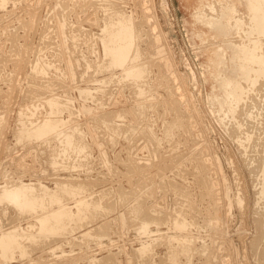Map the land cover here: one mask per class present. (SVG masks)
<instances>
[{
    "label": "rangeland",
    "instance_id": "obj_1",
    "mask_svg": "<svg viewBox=\"0 0 264 264\" xmlns=\"http://www.w3.org/2000/svg\"><path fill=\"white\" fill-rule=\"evenodd\" d=\"M238 2L0 0V264H264V34Z\"/></svg>",
    "mask_w": 264,
    "mask_h": 264
},
{
    "label": "bare ground",
    "instance_id": "obj_2",
    "mask_svg": "<svg viewBox=\"0 0 264 264\" xmlns=\"http://www.w3.org/2000/svg\"><path fill=\"white\" fill-rule=\"evenodd\" d=\"M198 1H199V0H198ZM232 1H233L235 4H238V5L241 7L242 10H246V9H248V7H249L248 3H246V2H245L244 4H239L238 0H232ZM222 2H223V1H222ZM242 2H243V1H242ZM249 2H251V1H249ZM196 3H197V0H195V5H196ZM225 3H226V2H225ZM207 4H208V3H207ZM211 4H212V3H211ZM250 4H251V3H250ZM252 4H254V7L252 6L253 8H251V6H250V9H252L253 12H251V10H250L251 14H249V16L252 15V13H253V15H254L253 17H254V19H255L256 22H257V27H254V28H257L256 30H257L258 34H260V36H261V34H262V35L264 34V0H252ZM213 5H214V4H213ZM217 5H218V4H217ZM215 6H216V5H215ZM218 6H219V5H218ZM221 6H224V5H221ZM256 6H259L260 9L262 10V16H260V15H261L260 10H259V8H257ZM200 7H201V6H200ZM206 7H207V6H206ZM216 7H217V6H216ZM225 7H226V6H225ZM234 7H235V6H234ZM198 8H199V7H198ZM220 8H221V7H220ZM220 8H219V9H220ZM195 9H196V8H195ZM195 9H194V10H195ZM222 9H223V8H222ZM198 10H199V9H198ZM198 10H196V11H198ZM200 10H201V8H200ZM220 10H221V9H220ZM225 10H226V9H225ZM228 10H229V9H228ZM205 11H206V13H207L208 10L205 9ZM215 11H216V9H215ZM215 11L213 12L214 15H215V13H217V12H215ZM200 12H201V11H200ZM200 12H199V13H200ZM218 12H219V11H218ZM195 13H196V12H195ZM202 13H203V11H202ZM231 13H232V12H231ZM118 14H119V13H116L115 16L118 17V16H117ZM203 14H204V13H203ZM221 14H222V13H221ZM223 14H224V13H223ZM225 14H226V13H225ZM193 15H194V14H193ZM193 15H192V16H193ZM207 15H210L209 12H208V14H206V17H207ZM214 15H213V16H214ZM216 15H217V14H216ZM230 15L232 16V14H230ZM122 16H124V14H123ZM199 16H200V15H199ZM201 16H202V15H201ZM218 16H219V15H218ZM220 16H222V15H220ZM224 16H225V15H224ZM224 16H223V17H224ZM231 16H229V18H230ZM233 16H234V15H233ZM233 16H232V17H233ZM125 17L127 18V15H126ZM125 17H121V18L123 19V21L130 19L129 17H128L127 19H125ZM204 17H205V15H204ZM204 17H203V18H204ZM211 17H212V16H211ZM118 18H119V20L121 19V18H120V15H119ZM118 18H116V19H118ZM208 18H210V17L208 16ZM214 18H215V16H214ZM217 18H218V17H217ZM221 18H222V17H221ZM226 18L228 19V17H226ZM249 18H250V17H249ZM122 19H121V21H122ZM124 19H125V20H124ZM111 20H112V19H111ZM114 20H115V19H113L112 21H114ZM119 20H118V22H119V24H121L123 21L121 22V21H119ZM216 20H217V19H216ZM224 20H225V19H224ZM229 20H230V19H229ZM232 20H233V18H232ZM232 20H231L230 22H232ZM128 21H129V20H128ZM128 21H126V22H128ZM130 21L132 22V20H130ZM203 21H204V20H203ZM208 21H209V20H208ZM217 21H218V20H217ZM248 21H249V20H248ZM253 21H254V20H253ZM116 22H117V21H116ZM118 22H117V23H118ZM126 22H125V23H126ZM131 22H129V23H131ZM210 22H211V21H210ZM219 22H220V21H219ZM221 22H222V21H221ZM256 22H255V23H256ZM111 23H112V22H111ZM198 23H199V22H198ZM206 23H208V22H206ZM247 23H248V22H247ZM247 23H246V24H247ZM112 24H113V23H112ZM122 24H123V23H122ZM209 24H210V23H209ZM226 24H227V21H226ZM226 24H225V25H226ZM228 24H229V23H228ZM232 24H233V23H231V25H232ZM244 24H245V23H244ZM250 24H251V23H250ZM113 25H115L114 27H117L116 24H115V22H114ZM123 25H124V24H123ZM123 25H121V27H122ZM195 25H196V24H195ZM200 25H201V24H200ZM225 25H224V26H225ZM233 25H234V24H233ZM247 25H248V24H247ZM253 25H254V24H253ZM253 25H251V26H253ZM255 25H256V24H255ZM118 26H119V25H118ZM132 26H133V23H132ZM213 26H214V25H213ZM216 26H218V24H217ZM234 26H236V24H235ZM109 27H110V26H109ZM109 27H107V28H109ZM124 27H125V25L123 26V28H124ZM127 27L129 28V30L131 29L130 26H129V24H128ZM198 27H199V26H198ZM206 27H207V26H206ZM248 27H249V26H248ZM128 28L125 29V31L128 30ZM133 28H134V26H133ZM195 28H196V27H195ZM202 28H203V27H202ZM202 28H201V29H202ZM208 28H211V26H210V27L208 26ZM226 28H227V27H226ZM235 28H236V27H235ZM254 28H253V29H254ZM109 29H111V28H109ZM115 29L117 30L118 27L115 28ZM134 29H135V28H134ZM196 29H199V28H196ZM196 29H195V31H196ZM206 29H207V28H206ZM232 29H233V28H232ZM248 29H249V28H248ZM251 29H252V28H251ZM112 30H113V29H111L110 32H112ZM123 30H124V29H123ZM243 30H244V29H243ZM256 30H255V32H256ZM125 31H124V32H125ZM132 31L134 32V31H136V29H135V30H132V29H131V32L129 31V34H128L129 37L132 36V34H133ZM199 31H200V29H199ZM201 31H202V30H201ZM210 31H211V30H210ZM116 32H117V31H116ZM116 32H115V33H116ZM118 32H119V30H118ZM122 32H123V31H122ZM122 32H121V33L119 32V33L122 34ZM124 32H123V33H124ZM126 32H127V31H126ZM126 32H125V34H126ZM139 32H140V31H139ZM139 32H138V33H139ZM143 32H144V31L141 30V33H142V34H143ZM235 32H236V31H235ZM246 32H247V31H246ZM246 32H245V34H247ZM251 32H253V31H251ZM108 33H109V32H108ZM112 33H113V32H112ZM119 33H118V34H119ZM141 33H140V34L135 33V34L138 36V35H141ZM195 33H196V32H195ZM204 33H205V32H204ZM207 33H209V31H208ZM236 33H238V32H236ZM242 33H244V32H242ZM109 34H110V33H109ZM109 34H108V35H109ZM120 34H119V35H120ZM130 34H131V35H130ZM144 34H145V33H144ZM148 34H149V33H148ZM227 34H229L228 30H226V29L223 28V27H219V28H217V29L214 30V36H213V37L216 36V37H218L217 39L219 40L221 37H223L224 35H227ZM232 34H233V32H232ZM232 34H231V35H232ZM238 34H239V33H238ZM245 34H244V35H245ZM248 34H250V33H248ZM122 35H123V34H122ZM195 35H196V34H195ZM199 35H200V34H199ZM210 35H211V34H210ZM235 35H236V34H235ZM235 35H234V36H235ZM250 35H251V34H250ZM250 35H249V36H250ZM253 35H254V34H253ZM256 35H257V34H256ZM111 36H115V35L113 34V35H111ZM116 36H117V35H116ZM137 36H136V38H135V37H134V38L137 39ZM144 36H145V35H144ZM147 36H148V35H147ZM208 36H209V35H208ZM236 36H237V35H236ZM236 36L234 37L235 40H236ZM241 36H243V35H241ZM241 36H240V37H241ZM246 36H247V35H246ZM258 36H259V35H258ZM258 36H255V37H258ZM109 37H110V36H109ZM117 37H118V39L120 38L119 36H117ZM138 37H139V36H138ZM201 37H202V36H201ZM238 37H239V36H238ZM243 37H244V36H243ZM243 37H241V40L244 39ZM263 37H264V36H263ZM263 37H262V38H263ZM114 38H115V37H114ZM131 38H132V39H131V42L133 43V41H132V40H133V37H131ZM145 38H147V37H145ZM198 38H199V37H198ZM202 38H203V37H202ZM223 38H224V37H223ZM227 38H229V37H226V39H225V38H224V39L227 40ZM245 38H246V37H245ZM251 38H252V37H251ZM262 38H261V39H262ZM110 39H111V38H110ZM120 39H121V38H120ZM124 39H125V38H124ZM149 39H150V38H149ZM200 39H201V38H200ZM210 39H211V37H210ZM237 39H238V38H237ZM254 39H255V38H254V36H253V40H254ZM126 40H128V39H126ZM202 40H203V39H202ZM206 40H207V37H206ZM222 40H223V39L221 38V40H219V42L222 41ZM225 40H224V41H225ZM253 40H252V41H253ZM110 41H111V40H110ZM112 41L116 42L115 40H112ZM112 41H111V43H112ZM120 41L122 42L123 40H120ZM124 41H125V40H124ZM128 41H130V39H129ZM203 41H204V40H203ZM211 41H212V39H211ZM211 41H208V42H211ZM224 41H223V42H224ZM228 41H230L231 43H234V41H232V38H230V40H228ZM238 41H239V42H237V43L239 44V46H238L237 43H236V44H237V46H238V48H239V47H240V40H238ZM243 41H244V40H243ZM243 41H242V42H243ZM246 41H247V38H246ZM248 41H249V40H248ZM248 41H247V42H248ZM254 41H255V40H254ZM256 41H257V39H256ZM256 41H255V42H256ZM259 41H260V40H259ZM263 41H264V40H263ZM149 42H150V41H149ZM215 42H216V41H215ZM223 42H222V43H223ZM225 42H226V41H225ZM225 42H224V43H225ZM255 42H254V44H255ZM257 42H258V41H257ZM128 43H130V42H128ZM134 43H135V42H134ZM245 43H246V42H245ZM248 43H249V42H248ZM248 43H247V44H248ZM118 44H119V42H117V45H118ZM123 44L126 45V44H127V41H126V44H125V42H124V43H121V46H122V47H123ZM211 44H212V46L214 47L213 41H212ZM236 44H235V45H236ZM256 44H257V43H256ZM256 44H255V45H256ZM260 44H261V43H260ZM260 44H259V45H260ZM113 45H115V43H114ZM215 45H216V44H215ZM242 45H244V47L246 46V44H244V42L242 43ZM242 45H241V46H242ZM111 46H112V45H111ZM126 46H127V45H126ZM128 46H129V44H128ZM133 46H134V45H133ZM133 46H131V47H133ZM203 46H204V45H203ZM220 46H222V45H220ZM262 46H263V45H262ZM262 46H259V48L262 47ZM112 47H113V46H112ZM117 47H118V46H117ZM119 47H120V46H119ZM134 47H135V46H134ZM215 47H216V46H215ZM248 47H250V46L248 45ZM248 47H247V48H248ZM114 48H115V46H114ZM123 48H124V49H127V51H128V48H127V47L125 48V46H124ZM123 48H122V49H123ZM129 48H130V46H129ZM210 48H211V47H210ZM210 48H209V49H210ZM217 48H218V47H217ZM221 48H222V47H221ZM223 48H224L225 50H227V51H233V46H232V44H229L228 42L224 44ZM223 48H222V49H223ZM235 48H236V47H235ZM245 48H246V47H245ZM253 48H254V47H253ZM253 48L251 47V49H253ZM255 48H257V46H255ZM255 48H254V49H255ZM117 49H120V48H117ZM132 49H133V48H132ZM212 49H213V48H212ZM222 49H220V50H222ZM224 49H223V50H224ZM110 50H111V48H110ZM129 50L131 51V48H130ZM217 50H218V52H219V49H217ZM237 50H238V49H237ZM239 50H240V49H239ZM239 50H238V51H239ZM256 50H257V49H256ZM256 50H255V52H256ZM130 51H129V53H130ZM205 51H206V50H205ZM214 51H215V49H214ZM253 51H254V50H253ZM257 51H258V50H257ZM112 52L114 53V49L112 50ZM118 52H119V51H118ZM118 52H117V53H118ZM207 52H208V50H207ZM210 52H211V51H210ZM222 52H223V51H222ZM234 52H235V51H234ZM251 52H252V50H251ZM251 52H250V53H251ZM255 52H254V53H255ZM125 53H126V52H125ZM211 53H215V52H211ZM224 53H225V52L222 53V56L224 55ZM230 53H231V52H230ZM121 54H122V53H121ZM127 54H128V53H127ZM228 54H229V53H228ZM235 54H236V53H235ZM244 54H245V52H244ZM246 54H247V53H246ZM255 54H256V53H255ZM255 54H254V56H255ZM258 54H259V53L256 54L257 57H258ZM260 54H261V53H260ZM115 55H116V53H115ZM119 55H120V54H118L117 57H119V60H122V58H121L122 56H121V55L119 56ZM128 55H129V54H128ZM209 55H210V53H209ZM209 55H208V57H206V58H209ZM219 55H221V52L219 53ZM231 55H232V54H231ZM238 55H239V54H238ZM247 55H248V54H247ZM247 55H246V56H247ZM123 56H124V54H123ZM210 56H211V55H210ZM242 56H243V54H242ZM242 56H241V57H242ZM244 56H245V55H244ZM260 56H261V55H260ZM262 56H263V54H262ZM125 57H126L125 59L127 60V58H128L127 55H125ZM235 57H236V56H235ZM250 57H251V56H250ZM252 57H253V56H252ZM263 57H264V56H263ZM115 58H116V57H115ZM222 58H223V57H222ZM239 58H240V57H239ZM242 58H243V57H242ZM260 58H261V57H260ZM260 58H259V59H260ZM112 59H114V58H112ZM112 59H111V60H112ZM128 59H129V58H128ZM210 59H211V57H210ZM213 59H214V65L216 64V62H219V60H220V56H219V60H218V53H216V54H214V55L212 56L211 62H213V61H212ZM226 59H227V58H226ZM119 60H117V61H119ZM207 60H208V59H207ZM215 60H218V61L215 62ZM234 60H235V58H234ZM253 60H254V58H253ZM253 60H252V62H253ZM255 60H256V59H255ZM114 61H116V60H112L111 62H114ZM221 61H225V62H226V60H221ZM221 61H220V63H218V66H216V67H219V66H220L219 64L222 63ZM231 61H232V60H231ZM231 61H230V62H231ZM235 61H236V60H235ZM237 61H238V59H237ZM237 61H236V62H237ZM239 61H240V60H239ZM243 61H244V60H243ZM256 61H257V60H256ZM206 62H207V61H206ZM209 62H210V61H209ZM225 62H224V63H225ZM227 62H228V61H227ZM254 63H256V62H254ZM207 64H208V63H207ZM209 64H211V63H209ZM236 64H237V63H236ZM245 64H246V63H245ZM211 65H213V64H211ZM227 65H228V63H227ZM239 65H240V64H238L237 66L239 67ZM248 65H249L248 68H250V64H248ZM207 66H208V65H207ZM224 66H225V64H223V66H222L221 68H223ZM231 66H232V65H231ZM237 66H236V67H237ZM210 67H211V66H210ZM214 67H215V66H214ZM226 67H227V66H226ZM228 67H229V66H228ZM131 68H132V67H131ZM224 68H225V67H224ZM231 68H232V67H231ZM251 68H252V66H251ZM256 68H257V67H256ZM256 68H254V69L256 70ZM260 68H261V67H260ZM126 69H128V68H126ZM126 69H125V70H126ZM208 69H209V68L207 67V71H208ZM216 69H217V68H216ZM219 69H220V68H219ZM219 69H217V70H219ZM235 69H236V68H234V70H235ZM243 69H244V67H243ZM243 69H240V70H243ZM125 70H123V71H125ZM212 70H213V69H212ZM223 70H224V69H223ZM246 70H247V69H246ZM257 70H259V69H257ZM238 71H239V70H237V72H238ZM252 71H254V70L252 69ZM127 72H128V71H127ZM131 72H132V71H131ZM211 72H212V71H211ZM214 72H215V71H214ZM214 72H213V73H214ZM225 72H226V71H225ZM225 72H222V75H221L220 73H216V72H215V74H213V73H210V74H211V75L213 74V76L216 75V74H220L221 76H223ZM228 72H229V70H228ZM231 72H232V71H231ZM231 72H230V73H231ZM239 72H240V71H239ZM255 72H256V71H255ZM123 73H124V72H123ZM240 73H242V72H240ZM244 73H245V72H244ZM244 73L242 74L241 79H245V80H246V79H247V74H244ZM256 73H257V72H256ZM127 74H128V73H127ZM131 74H132V73L128 74V76H131ZM228 74H229V73H228ZM124 75H125V74H124ZM261 75H264V74H261ZM208 76H209V75H208ZM224 76H225V75H224ZM229 76L232 77L233 74H229ZM209 77H210V76H209ZM248 77H249V76H248ZM254 77H256V76H254ZM221 78H223V77H221ZM225 78H226V77H225ZM237 78H238V76H237ZM249 78H250V77H249ZM249 78H248V79H249ZM251 78H252V77H251ZM261 78H262V77H261ZM211 79H212V77H211ZM216 79H217V78H216ZM216 79H215V80H216ZM241 79H239V80L241 81ZM213 80H214V79H213ZM213 80H212V81H213ZM218 80L221 81L220 76H219V79H218ZM231 80H232V79H231ZM233 80H234V79H233ZM220 81H219V82H220ZM227 81H228V80H227ZM229 81H230V80H229ZM237 81H238V80H237ZM242 82H243V80H242ZM244 82H246V81H244ZM252 82H253V81H252ZM237 83H239V82H237ZM247 83L249 84V86L251 85L248 81H247ZM212 84H213V83H212ZM215 84H216V82H215ZM223 84H224V83H223ZM228 84H229V82H228ZM232 84L234 85L233 82H232ZM232 84H231L230 89L232 88ZM241 84H242V83H241ZM243 84H244V83H243ZM248 84H247V85H248ZM225 85H226V84H225ZM225 85H223V86H225ZM247 85H246V87H249V86H247ZM217 86H218V85H215L216 88H218ZM228 86H229V85H228ZM242 86H243V85H242ZM244 86H245V85H244ZM252 86H253V85H252ZM255 86H256V85H255ZM234 87H235V86H234ZM234 87H233V88H234ZM212 88H213V87H212ZM220 88H221V85H220V87H219V90H220ZM228 88H229V87H228ZM239 88H240V87H239ZM225 90H226V89H225ZM225 90H223V93L229 91L228 89H227L228 91H225ZM235 90H236V88H235ZM249 90H251V87L249 88ZM245 91H246V90H245ZM217 92H218V91H217ZM236 92H237V91H236ZM243 92H244V91H243ZM234 93H235V92H234ZM224 94H225V93H224ZM227 94H228V93H227ZM244 94H246V92H244ZM222 95H223V94H221V96H222ZM215 96H216V95H215ZM221 96H220V98H222ZM242 96H243V95H242ZM251 96H252V95H251ZM228 97H229V95H228ZM230 97H231V96H230ZM230 97H229V98H230ZM235 97H236V93H235ZM254 97H255V96H254ZM209 98H210V97H209ZM226 99H227V97H226ZM242 99H243V98H242ZM233 100H234V98H233ZM212 101H213V98H212L211 102H212ZM220 101H221V100H220ZM229 101H230V100H228V102H229ZM257 102H258V101H256L255 103H257ZM217 103H218V101H217ZM229 103H230V102H229ZM229 103H228V104H229ZM255 103L253 102V105H254ZM225 104H226V103H225ZM225 104H224L223 106H227V105H225ZM52 105H53V104H52ZM54 105H55V104H54ZM213 105H214V104H213ZM220 105H221V104H220ZM215 106H216V105H215ZM216 107H217V106H216ZM218 107H219V105H218ZM211 108H212V107H211ZM251 108H252V107H251ZM219 109H220V108H219ZM228 109H229V107H228ZM215 110H216V109H215ZM226 110H227V109H225V111L223 110V113L226 112ZM221 111H222V109H221ZM229 111H230V109L228 110V112H229ZM217 112H218V111H217ZM226 113H227V112H226ZM224 114H225V113H224ZM239 114H240V113H239ZM226 115H227V114H226ZM230 115H231V114H230ZM222 117H223V116H221V118H222ZM225 117H226V116H225ZM227 120H228V119H227ZM237 120H238V119H237ZM228 122H229V121H228ZM228 122H227V123H228ZM231 122H232V121H231ZM228 125H229V124H228ZM231 125H232V124H231ZM232 126H233V125H232ZM232 126H231V127H232ZM250 126H251V125H250ZM253 126H254V125H253ZM253 128H254V127H253ZM256 129H257V128H256ZM231 130H232V129H231ZM252 130H253V129H252ZM235 131H236V130H235ZM231 133H232V132H231ZM253 133H254V132H253ZM258 133H259V132H258ZM234 134H235V132H234ZM235 135H236V134H235ZM235 135H234V137H235ZM231 137H232V136H231ZM235 138H236V137H235ZM261 140H262V139H261ZM244 144H245V143H244ZM258 144H259V143H258ZM240 148H241V147H240ZM262 148H263V147H262ZM258 152H259V151H258ZM247 156H248V155H247ZM244 158H245V157H244ZM242 159H243V157H242ZM258 159H259V157H258ZM244 160H245V159H244ZM255 160H256V159H255ZM246 162H248V161L246 160ZM243 163H244V162H243ZM248 163H249V162H248ZM244 165H245V164H244ZM260 165H261V164H260ZM237 166H238V165H237ZM253 168H254V167H253ZM235 169H237V168H235ZM244 169H245V168H244ZM251 173H252V172H251ZM253 173H254V172H253ZM259 174H260V173H259ZM256 178H257V177H256ZM260 182H261V181H260ZM253 183H254V182H253ZM254 185H255V184H254ZM23 193H24V192H23L22 189H18V190H16V191H13V192L9 193V195L11 196V198H12L13 200L16 201L17 199H19L20 197H22V196L24 195ZM237 194H238V193H237ZM24 197H25V196H24ZM239 198H240V197H238V199H239ZM255 198H256V197H255ZM259 198H261V197H259ZM262 199H263V198H262ZM263 200H264V199H263ZM85 201H86V200H85ZM238 201H239V200H238ZM79 202H80V201H79ZM239 202H240V201H239ZM80 203L82 204V202H80ZM80 203H79V204H80ZM83 203H84V200H83ZM241 203H242V201H241ZM81 204H80V205H81ZM263 204H264V203H263ZM255 205H256V204H255ZM77 206H78V205H77ZM261 206H262V205H261ZM256 209H257V208H256ZM256 211H257V210H256ZM260 213H261V212H260ZM142 214H143V213H142ZM260 215H261V214H260ZM252 216H253V215H252ZM262 217H263V215H262ZM252 219H253V217H252ZM257 219H258V216H257L256 220H257ZM253 220H254V219H253ZM256 220H255V221H256ZM260 220H261V218H260ZM261 221H262V220H261ZM262 222H263V221H262ZM259 223H260V222H259ZM255 225H256V224H255ZM31 226H32V225H31ZM143 226H144V227H143V230L148 229L146 225H143ZM257 226H258V224L256 225V227H257ZM259 226H260V225H259ZM260 227H261V226H260ZM260 227H259V228H260ZM263 227H264V226H262V230H264ZM254 229H255V228H254ZM256 229H257V228H256ZM260 229H261V228H260ZM260 229H259V230H260ZM259 230H258V231H259ZM259 232H260V231H259ZM261 232H262V231H261ZM256 233H257V231H256ZM262 233H263V232H262ZM260 234H261V233H260ZM21 236H22V235H20V234L17 232V230H14V231H12V232H5V233L3 232V234H1V237H0V248L2 249V253L6 254V253H8V251H12L13 248H15V247H14V246H15V243L18 242V241L20 240L19 237L21 238ZM260 236L264 238V235H259V237H260ZM181 237H182V236H181ZM256 237H257V236H256ZM263 238H261L260 241L263 240ZM182 239H183V238H182ZM252 239H253V238H252ZM258 239H259V238H258ZM185 240H186V239H185ZM185 240H184V241H185ZM253 240H254V239H253ZM256 240H257V239H256ZM174 241H175V240H174ZM257 242H258V241H257ZM255 243H256V242H255ZM261 243H262V241H261ZM252 245H253V244H252ZM256 245H257V243H256ZM248 246H249V245H248ZM251 248H252V247H251ZM249 249H250V248H249ZM252 249L255 250L256 248H252ZM260 249H261V248H260ZM260 249H259V250H260ZM262 249H263V248H262ZM263 250H264V249H263ZM261 253H262V252H261Z\"/></svg>",
    "mask_w": 264,
    "mask_h": 264
}]
</instances>
